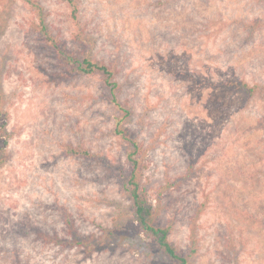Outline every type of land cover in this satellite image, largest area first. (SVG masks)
Here are the masks:
<instances>
[{
	"label": "rangeland",
	"instance_id": "rangeland-1",
	"mask_svg": "<svg viewBox=\"0 0 264 264\" xmlns=\"http://www.w3.org/2000/svg\"><path fill=\"white\" fill-rule=\"evenodd\" d=\"M78 1L75 23L59 0H0V264H176L131 216L107 89L59 60L39 11L69 51L116 70L145 148L141 186L188 264H264V92L225 86L264 85V0ZM66 211L80 236L115 229L110 248L46 241L71 240Z\"/></svg>",
	"mask_w": 264,
	"mask_h": 264
},
{
	"label": "trees",
	"instance_id": "trees-1",
	"mask_svg": "<svg viewBox=\"0 0 264 264\" xmlns=\"http://www.w3.org/2000/svg\"><path fill=\"white\" fill-rule=\"evenodd\" d=\"M64 3L70 10V17L73 22L77 23L80 19V7L78 0H59ZM38 7V6H37ZM38 10L39 7H38ZM39 21L36 24L37 33L44 39L46 43L54 48L58 58L65 64L72 73L77 75L98 76L100 77L103 86L108 91L109 103L118 111V115L114 120L113 133L121 140L126 142L125 161L128 165V172L126 173L122 182L123 190L130 200L131 216L137 224L138 229L147 238L152 240L163 254L175 262L176 264H188L187 256H184L170 241V233L172 225H158L156 209L153 202L147 195L145 189L142 188V178L144 176V169L147 167L146 158L144 155V145L136 138L130 135L125 128L127 121L132 116V111L123 105L120 100V83L117 80V72L109 65L98 62L90 56H77L75 53L69 51L62 43L54 37L49 31L44 16L41 11L38 12ZM227 88L242 93L247 98H253L264 92V85H250L245 81H227L225 83ZM10 114L3 108V93L0 89V168L4 164L5 159L3 153L7 150L9 145V124ZM68 155L72 156H91L88 150H82L76 147H68L65 149ZM192 168V166H191ZM190 175V172H189ZM188 177V175H186ZM64 221L69 229L71 240L53 239L49 236H44L46 241L54 242L63 246L73 248L75 246L82 247L88 253H94L100 250L110 248L111 241L114 239L117 231L115 229H104L99 236L78 235L71 216L68 211L64 213ZM191 254L196 252V230L192 227L191 232Z\"/></svg>",
	"mask_w": 264,
	"mask_h": 264
}]
</instances>
